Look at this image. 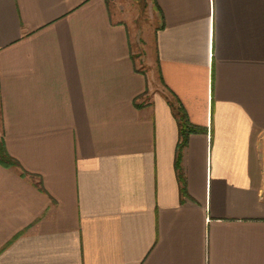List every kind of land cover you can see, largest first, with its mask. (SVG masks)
<instances>
[{
  "label": "crops",
  "instance_id": "0c3cea01",
  "mask_svg": "<svg viewBox=\"0 0 264 264\" xmlns=\"http://www.w3.org/2000/svg\"><path fill=\"white\" fill-rule=\"evenodd\" d=\"M132 5L0 0V264H264V0Z\"/></svg>",
  "mask_w": 264,
  "mask_h": 264
},
{
  "label": "rangeland",
  "instance_id": "374dc122",
  "mask_svg": "<svg viewBox=\"0 0 264 264\" xmlns=\"http://www.w3.org/2000/svg\"><path fill=\"white\" fill-rule=\"evenodd\" d=\"M133 4L132 11L136 15V22L135 24H131V30L134 29V33L138 30H141V38H143V45L146 50H153V40H154V27L156 17L155 13L149 8L150 3L152 0H130ZM153 13V14H152Z\"/></svg>",
  "mask_w": 264,
  "mask_h": 264
},
{
  "label": "trees",
  "instance_id": "16d2710c",
  "mask_svg": "<svg viewBox=\"0 0 264 264\" xmlns=\"http://www.w3.org/2000/svg\"><path fill=\"white\" fill-rule=\"evenodd\" d=\"M175 114L177 115L180 123L181 141L179 144V151H181L186 146L189 135L191 133L200 132L201 129L190 123L183 107H179L178 109L176 108ZM0 163L7 167L20 166L19 162L8 152L4 139H0Z\"/></svg>",
  "mask_w": 264,
  "mask_h": 264
}]
</instances>
